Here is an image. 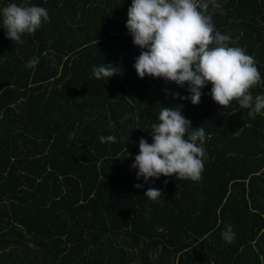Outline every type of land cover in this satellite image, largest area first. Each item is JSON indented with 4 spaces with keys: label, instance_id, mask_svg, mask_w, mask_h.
Wrapping results in <instances>:
<instances>
[{
    "label": "trees",
    "instance_id": "trees-1",
    "mask_svg": "<svg viewBox=\"0 0 264 264\" xmlns=\"http://www.w3.org/2000/svg\"><path fill=\"white\" fill-rule=\"evenodd\" d=\"M9 2L45 7L50 19L23 44L0 27V264H264V116L252 119L236 101L222 108L211 84L194 105L171 95L190 96L187 83L140 78L141 50L126 27L132 0L0 7ZM203 2L264 77V0ZM105 63L122 74L96 79L93 66ZM163 107L205 129L199 182L145 183L131 168ZM149 187L162 198L145 196ZM229 224L231 243L221 237Z\"/></svg>",
    "mask_w": 264,
    "mask_h": 264
},
{
    "label": "clouds",
    "instance_id": "clouds-1",
    "mask_svg": "<svg viewBox=\"0 0 264 264\" xmlns=\"http://www.w3.org/2000/svg\"><path fill=\"white\" fill-rule=\"evenodd\" d=\"M206 9L203 0H132L126 27L133 44L141 50L134 64L138 76L163 78L180 87L187 83L190 96L171 95L190 99L194 105L201 103L202 89L211 84L209 94L222 108L236 101L241 109L249 110L252 119L264 116V94L252 93L253 88L264 84L255 57L236 46L230 35L218 31ZM0 18L7 38L18 44L24 43L25 34H35L50 19L45 7L16 2L0 7ZM38 64L39 58L35 57L26 61L25 67L34 69ZM92 74L96 79L108 80L122 74V67L105 63L93 66ZM109 127L114 123L110 121ZM149 129L153 142L141 137L139 153L131 165L137 169V179L142 177L147 183L153 177L175 176L177 180L199 182L206 158L205 129L193 127L177 107H163L158 122ZM99 140L102 144L117 142L115 135H101ZM135 187L143 185L137 183ZM145 196L156 201L162 198V190L149 187ZM221 237L227 243L234 240L231 224Z\"/></svg>",
    "mask_w": 264,
    "mask_h": 264
}]
</instances>
